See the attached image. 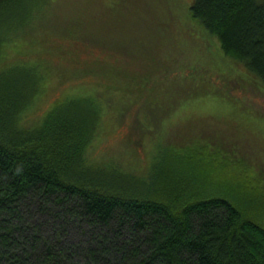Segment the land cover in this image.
I'll use <instances>...</instances> for the list:
<instances>
[{
	"label": "trees",
	"instance_id": "trees-1",
	"mask_svg": "<svg viewBox=\"0 0 264 264\" xmlns=\"http://www.w3.org/2000/svg\"><path fill=\"white\" fill-rule=\"evenodd\" d=\"M54 1L0 0V264H264V219L200 180L90 159L115 100L93 65L98 58L92 67L82 62L103 53L84 44L88 23H44ZM190 11L264 93V0H192ZM13 49L25 52L11 58ZM77 84L92 91L65 96ZM150 84H138L135 104L146 102L157 83ZM49 88L56 93L42 110ZM240 99L264 111L263 103ZM170 101L148 106L163 110Z\"/></svg>",
	"mask_w": 264,
	"mask_h": 264
},
{
	"label": "rangeland",
	"instance_id": "rangeland-1",
	"mask_svg": "<svg viewBox=\"0 0 264 264\" xmlns=\"http://www.w3.org/2000/svg\"><path fill=\"white\" fill-rule=\"evenodd\" d=\"M105 1L99 6L87 0H55V11L43 19L48 26L67 19L87 22L84 44L103 50L102 55L82 58L88 67L98 58L93 65L101 69L107 94L115 100L108 131L89 148L90 159H111L144 176L166 169L200 180L205 190L248 210L256 221L263 220L264 111L243 107L240 99L245 94L264 104V93L242 78L253 74L192 19V0ZM9 52L16 58L25 49ZM75 76L80 73L70 71L69 77ZM143 81L157 84L145 103L135 104L141 94L136 88ZM87 85H72L63 92L90 94ZM51 89L48 99L37 105L42 110L56 93ZM161 97L173 102L163 110L148 106L149 99ZM254 187L261 191H252Z\"/></svg>",
	"mask_w": 264,
	"mask_h": 264
}]
</instances>
